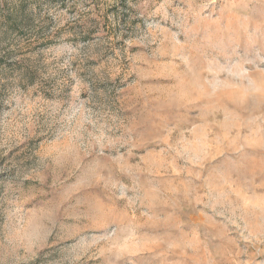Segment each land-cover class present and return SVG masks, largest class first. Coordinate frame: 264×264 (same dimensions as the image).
Here are the masks:
<instances>
[{
    "label": "rangeland",
    "instance_id": "1",
    "mask_svg": "<svg viewBox=\"0 0 264 264\" xmlns=\"http://www.w3.org/2000/svg\"><path fill=\"white\" fill-rule=\"evenodd\" d=\"M0 264H264V0H0Z\"/></svg>",
    "mask_w": 264,
    "mask_h": 264
}]
</instances>
